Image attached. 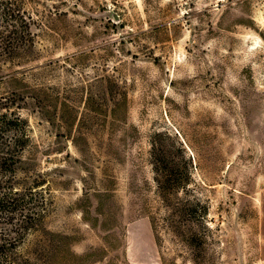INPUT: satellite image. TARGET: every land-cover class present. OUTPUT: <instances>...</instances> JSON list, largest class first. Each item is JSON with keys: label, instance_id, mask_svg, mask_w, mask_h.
Masks as SVG:
<instances>
[{"label": "rangeland", "instance_id": "1", "mask_svg": "<svg viewBox=\"0 0 264 264\" xmlns=\"http://www.w3.org/2000/svg\"><path fill=\"white\" fill-rule=\"evenodd\" d=\"M17 1L0 96L51 199L20 264H264L263 0Z\"/></svg>", "mask_w": 264, "mask_h": 264}, {"label": "trees", "instance_id": "2", "mask_svg": "<svg viewBox=\"0 0 264 264\" xmlns=\"http://www.w3.org/2000/svg\"><path fill=\"white\" fill-rule=\"evenodd\" d=\"M31 20L17 0H0L1 62L28 58L34 43ZM21 100L14 92L0 96V264L22 262L19 246L38 230L51 208L48 192L36 181L39 175L21 172L23 152L30 141L27 121L17 103ZM154 156L157 162L161 160L160 155ZM156 171L162 172L158 163Z\"/></svg>", "mask_w": 264, "mask_h": 264}]
</instances>
